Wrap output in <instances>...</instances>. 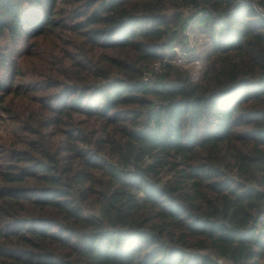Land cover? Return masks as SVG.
<instances>
[{
    "label": "trees",
    "instance_id": "obj_1",
    "mask_svg": "<svg viewBox=\"0 0 264 264\" xmlns=\"http://www.w3.org/2000/svg\"><path fill=\"white\" fill-rule=\"evenodd\" d=\"M255 5L0 0V264L264 262Z\"/></svg>",
    "mask_w": 264,
    "mask_h": 264
},
{
    "label": "rangeland",
    "instance_id": "obj_2",
    "mask_svg": "<svg viewBox=\"0 0 264 264\" xmlns=\"http://www.w3.org/2000/svg\"><path fill=\"white\" fill-rule=\"evenodd\" d=\"M188 34L190 35V44L195 48L194 51L197 54L202 55L205 49V38L200 34H198L194 29H189ZM175 50L176 52H178V57L179 58L182 57L180 60L181 62L179 61L178 62L182 64L183 67L186 68L193 67L195 76H197L199 73V68L201 66L200 65L201 61L200 60L192 61L191 58L188 56L189 53L182 52L181 48L179 47L175 48ZM262 264H264V262H262Z\"/></svg>",
    "mask_w": 264,
    "mask_h": 264
},
{
    "label": "built area",
    "instance_id": "obj_3",
    "mask_svg": "<svg viewBox=\"0 0 264 264\" xmlns=\"http://www.w3.org/2000/svg\"><path fill=\"white\" fill-rule=\"evenodd\" d=\"M255 8L259 11L261 16L264 18V8L258 5H255Z\"/></svg>",
    "mask_w": 264,
    "mask_h": 264
}]
</instances>
